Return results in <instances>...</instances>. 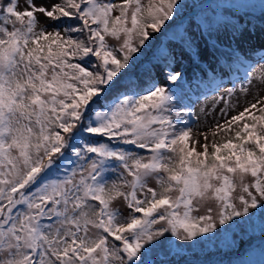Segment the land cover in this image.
Returning a JSON list of instances; mask_svg holds the SVG:
<instances>
[{"label": "snow or ice", "instance_id": "snow-or-ice-1", "mask_svg": "<svg viewBox=\"0 0 264 264\" xmlns=\"http://www.w3.org/2000/svg\"><path fill=\"white\" fill-rule=\"evenodd\" d=\"M188 7L0 0V264H169L264 220V57L232 48L243 78L197 113L173 87Z\"/></svg>", "mask_w": 264, "mask_h": 264}, {"label": "trees", "instance_id": "trees-1", "mask_svg": "<svg viewBox=\"0 0 264 264\" xmlns=\"http://www.w3.org/2000/svg\"><path fill=\"white\" fill-rule=\"evenodd\" d=\"M206 1L207 0H184L189 7L185 12V18L181 26L187 25L195 18L203 19L202 15L208 12L217 17L224 8V0H211V3L208 5ZM192 5H195V7H192ZM234 8L243 15V22H240L237 16L228 17L229 15H224L222 19L223 24L228 23L233 30L234 27H243L246 30L255 32L258 31L260 27L264 28V8H262V3L256 5V1L254 0L252 6L234 5ZM191 12H196V15H187ZM195 27V32L191 30H187V32L196 39V43L200 50L207 46L209 47L208 59L200 57L197 62L193 63L189 55L182 52L179 43L180 36L184 31L180 35H177L176 39L171 40V43L176 45L177 68L183 72V79L179 81L178 85H174L173 87L177 95L183 98L185 104H187L189 99L188 93L192 83L191 78L198 75L200 69L204 70L209 77L216 74V71L221 73L226 70H231L229 65L232 64V48H236L239 43V40L233 42L232 39L229 41L227 38H224V42H222L210 36L205 32L204 28L202 26L199 27L197 23ZM233 30L230 31V36H232ZM173 31L176 32L175 29H173ZM160 42L165 44L169 43L164 37H161V40L156 43ZM211 45L216 46L215 55L210 51ZM229 45H231V47ZM262 223H264V220H262L259 213H257L249 223L240 221L238 225L234 224V231L228 234L229 239L224 243H221L220 240L209 242L197 250L189 251L183 249L178 255L173 254L166 257L158 256L154 259L159 261L166 260L169 264H264V231H262L261 228ZM220 239L223 240V235ZM232 240H235V243H231Z\"/></svg>", "mask_w": 264, "mask_h": 264}, {"label": "rangeland", "instance_id": "rangeland-1", "mask_svg": "<svg viewBox=\"0 0 264 264\" xmlns=\"http://www.w3.org/2000/svg\"><path fill=\"white\" fill-rule=\"evenodd\" d=\"M224 0V8L221 10V13L216 17L212 13L208 12L204 15H202L203 19L195 18L190 23H188L185 26H181L179 31L175 29L177 32V35H180L185 30H191L192 32H195V25L196 23L199 25V27H203L205 32H207L210 36L224 42V38H227L229 41L231 40L230 31L233 30V28L227 24H223L222 19L224 18V15H229L228 17H234L237 16L240 20V22H243L244 17L241 13L237 12V10L234 8V5H243V6H252L254 0ZM256 5L261 4L264 5V0H255ZM207 5L211 3V0L206 1ZM196 15V12L188 13ZM184 21V20H183ZM239 48V52L237 54L242 55L249 63L248 66L252 67L257 65V62L260 60L261 57H264V28L260 27L258 31H251L246 30L244 33V37L239 40V43L237 44L236 48ZM201 57H204L205 59L209 58V47H205L201 50ZM232 60V58H231ZM262 69L257 67V75ZM215 73H218L217 71ZM244 76V68H236L232 67L229 71H223L221 73H218L217 76H214L217 81H223L224 87H232L234 82L237 81L238 77L243 78ZM192 83L189 87V93H188V101L187 104L192 106L194 110L199 113V110L201 108L207 107L208 109L212 108V105L214 103V93L215 95H220L223 93V89H221L220 92H215V89L213 88V77L209 78L202 69L199 70V75L197 77L191 78ZM254 85H256L253 88V93L260 90V85L257 81L254 80ZM235 87L239 89L240 85L239 83H235ZM261 94H264L262 92ZM251 99V97H249ZM218 111V109H217ZM203 117H201V121H203ZM209 122L211 121V117L208 118ZM205 130V129H201ZM201 247H195V248H184L186 250H197ZM166 257V255L162 252H159L155 255V257ZM169 256V255H168ZM154 257V258H155Z\"/></svg>", "mask_w": 264, "mask_h": 264}, {"label": "bare ground", "instance_id": "bare-ground-1", "mask_svg": "<svg viewBox=\"0 0 264 264\" xmlns=\"http://www.w3.org/2000/svg\"><path fill=\"white\" fill-rule=\"evenodd\" d=\"M262 53H264V52H262Z\"/></svg>", "mask_w": 264, "mask_h": 264}]
</instances>
